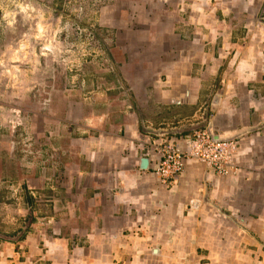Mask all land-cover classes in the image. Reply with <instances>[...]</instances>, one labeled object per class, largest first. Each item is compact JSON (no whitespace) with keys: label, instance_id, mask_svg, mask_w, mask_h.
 <instances>
[{"label":"crops","instance_id":"crops-1","mask_svg":"<svg viewBox=\"0 0 264 264\" xmlns=\"http://www.w3.org/2000/svg\"><path fill=\"white\" fill-rule=\"evenodd\" d=\"M65 1L84 30L62 37L91 39L76 79L41 59L0 82V199L24 224L0 264H264V0ZM198 129L236 138L228 175L142 169L151 131Z\"/></svg>","mask_w":264,"mask_h":264},{"label":"rangeland","instance_id":"rangeland-1","mask_svg":"<svg viewBox=\"0 0 264 264\" xmlns=\"http://www.w3.org/2000/svg\"><path fill=\"white\" fill-rule=\"evenodd\" d=\"M80 9L77 2L65 0H0V82L6 84L2 85L6 94L21 88L24 73L34 70L41 59L55 68L63 67L71 80L76 79L79 67L91 56V39L84 44L63 38L62 34L71 38L73 34L75 38L84 30L74 21ZM23 226L0 199V231L14 239Z\"/></svg>","mask_w":264,"mask_h":264},{"label":"built area","instance_id":"built-area-1","mask_svg":"<svg viewBox=\"0 0 264 264\" xmlns=\"http://www.w3.org/2000/svg\"><path fill=\"white\" fill-rule=\"evenodd\" d=\"M44 50L52 52L51 49ZM213 134L212 129H198L178 139L160 136L161 139H158L152 148L156 152L155 157H147L150 160L149 166L154 167L155 172L164 178L165 182L180 177L186 162L191 159L208 164L218 176H226L230 173L231 152L236 149V140L228 143L217 142Z\"/></svg>","mask_w":264,"mask_h":264},{"label":"water","instance_id":"water-1","mask_svg":"<svg viewBox=\"0 0 264 264\" xmlns=\"http://www.w3.org/2000/svg\"><path fill=\"white\" fill-rule=\"evenodd\" d=\"M154 134L156 136H169L171 133L169 131H151L150 134ZM213 137H214V140L217 141V142H233L235 141V139H227V140H223V139H220V137H218L216 134H213ZM149 162L150 160L148 158H145L142 160V164H141V167L142 169H148L149 168ZM15 240V239H13Z\"/></svg>","mask_w":264,"mask_h":264}]
</instances>
